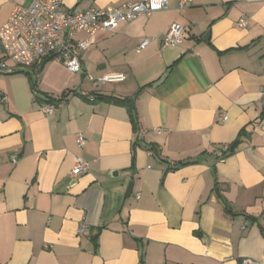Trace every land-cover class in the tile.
Here are the masks:
<instances>
[{
  "label": "crops",
  "instance_id": "1",
  "mask_svg": "<svg viewBox=\"0 0 264 264\" xmlns=\"http://www.w3.org/2000/svg\"><path fill=\"white\" fill-rule=\"evenodd\" d=\"M169 2L98 33L82 73L57 60L0 72V264H264V0ZM17 4L0 0V28ZM173 23L186 38L164 46ZM82 93L134 99L139 126Z\"/></svg>",
  "mask_w": 264,
  "mask_h": 264
},
{
  "label": "built area",
  "instance_id": "2",
  "mask_svg": "<svg viewBox=\"0 0 264 264\" xmlns=\"http://www.w3.org/2000/svg\"><path fill=\"white\" fill-rule=\"evenodd\" d=\"M193 0H181L184 6ZM64 0H28L27 5L17 4L8 20L0 28V42L3 57L0 58V72L13 73L18 68H33L52 59L62 62L72 73H82V54L89 51L95 43V36L100 32H112L125 21H132L139 16L151 15L156 11L166 10L170 6L169 0H144L136 3H125L108 9L90 8L82 11L65 12ZM247 22L240 20V25ZM188 32V28L180 23L170 25L163 37L164 46L181 44ZM84 33L85 38L78 35ZM149 39H144L139 49L148 45ZM8 61L13 64L10 65ZM125 75H108L101 79L91 78L95 86L112 81H123ZM264 93V88H263ZM90 100L95 95L82 93ZM47 113L53 111V106L45 107ZM221 115V119H226ZM161 133V129H156ZM77 146L83 148L87 139L83 134L76 139ZM17 155L12 156L16 161ZM88 162L81 157L76 158L72 173L75 176L85 173ZM140 195L138 194V198ZM79 233L88 232V226L81 223ZM244 264L251 262L247 258Z\"/></svg>",
  "mask_w": 264,
  "mask_h": 264
},
{
  "label": "trees",
  "instance_id": "3",
  "mask_svg": "<svg viewBox=\"0 0 264 264\" xmlns=\"http://www.w3.org/2000/svg\"><path fill=\"white\" fill-rule=\"evenodd\" d=\"M49 60H52V59H48L45 62H47ZM94 95H95V100L102 99V100H105V101H108V102H115L117 104L126 105L129 108V110L131 111V120L133 122L134 127L137 128L139 126L138 118L136 116L134 102H133L134 99L129 98V97H127V98H118V97L107 96V95H103V94L98 95L97 93H95ZM53 101H54V98H49L48 102L49 103H53ZM237 144H238V141H235L234 143L228 145V147L224 150L223 155L226 157L229 154L233 153ZM152 150H154V152L158 153V151L155 149V147H152ZM172 168H176V167H172ZM222 199L224 201L225 208L228 211H231V207L228 205V203L225 201L224 198H222Z\"/></svg>",
  "mask_w": 264,
  "mask_h": 264
},
{
  "label": "water",
  "instance_id": "4",
  "mask_svg": "<svg viewBox=\"0 0 264 264\" xmlns=\"http://www.w3.org/2000/svg\"><path fill=\"white\" fill-rule=\"evenodd\" d=\"M204 38L205 39H208L209 38V31L205 34V36H204ZM167 77V73H165L155 84H154V86H157V85H159V84H161L164 80H165V78ZM132 187H133V182H131L130 184H129V188H128V191L129 192H131L132 191Z\"/></svg>",
  "mask_w": 264,
  "mask_h": 264
}]
</instances>
